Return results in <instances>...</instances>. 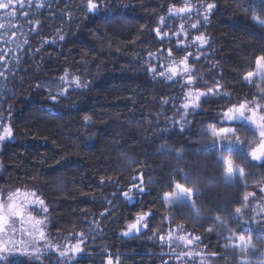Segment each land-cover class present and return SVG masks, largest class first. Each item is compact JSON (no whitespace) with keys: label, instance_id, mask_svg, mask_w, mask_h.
<instances>
[{"label":"trees","instance_id":"obj_1","mask_svg":"<svg viewBox=\"0 0 264 264\" xmlns=\"http://www.w3.org/2000/svg\"><path fill=\"white\" fill-rule=\"evenodd\" d=\"M88 2L12 0L13 15L0 31V134L6 126L13 132L0 141V193H35L44 201L41 215L34 214L45 244L36 257L14 262L253 263L252 255L230 248L227 236L255 243L264 235V202L238 196L248 191L250 174L264 179V163L249 162L243 178L228 184L216 158L221 145L198 142L221 126L228 107H264V81L245 80L264 57V26L257 22L264 20V0H93V11ZM184 6L192 11L170 12ZM170 66L178 68L171 79ZM210 88L214 94L201 97L199 107L183 109ZM223 126L245 127L258 138L246 121ZM141 176L144 192L133 190L127 200L123 192ZM185 182L200 190L194 209L164 201ZM209 197L242 215L220 226L221 212L202 208ZM142 213H151L147 227L128 232ZM77 244L81 251L71 252Z\"/></svg>","mask_w":264,"mask_h":264},{"label":"snow or ice","instance_id":"obj_2","mask_svg":"<svg viewBox=\"0 0 264 264\" xmlns=\"http://www.w3.org/2000/svg\"><path fill=\"white\" fill-rule=\"evenodd\" d=\"M11 7V0H0V9H8ZM214 7L213 4L207 5V10L210 11ZM98 5L93 2V0H89L88 2V10L93 11L97 10ZM192 9L188 6H184L181 8H173L170 9V12H175L177 15L182 13H189ZM9 15H13V13H9ZM207 17L205 16V19ZM254 19H256L254 17ZM163 20V18H162ZM261 26H264V20H258L257 21ZM4 27L2 24H0V28ZM192 28H196V24H192ZM157 35H160V29H157ZM167 35V34H165ZM62 38V37H61ZM196 41H199L201 44L205 43L203 36H196L194 38ZM169 54L171 52L169 51ZM181 64H183V72L189 71V66L187 63V58L180 61ZM257 65L264 68V57H259L257 59ZM155 71V69H153ZM168 72L170 73L169 79L176 76L178 74V68L175 66H170L168 68ZM161 75H164L163 72L160 73ZM0 75H3L0 73ZM67 76V74H65ZM253 73H248V76L251 77ZM68 82V81H66ZM70 83H75L77 87L80 86L79 78H74ZM188 83H192V78H188ZM65 91H67L65 89ZM63 94V93H61ZM214 94L213 89H208V92H200L197 91L194 95V98H189L188 103L183 104V109L186 111L189 108L195 109L200 106L201 97H205L207 95ZM222 116V122L221 126L219 128L212 127L207 130L208 134H210L211 137L215 138L216 143L213 144V147H216L217 144L221 146H227L228 151L230 152L232 150L233 146H240L243 147L245 144V141H242L240 139V136L237 134V128L232 126H223V122H236V121H246L252 128L256 130V135L258 136V140L255 143V146L251 148V150L248 152V155L251 157L253 161H264V107L261 106L260 103H254L253 105H249L247 102L240 103L238 105H233L231 107H228L226 110H223L221 113ZM85 119H88V117H85ZM13 132L11 126H6L3 129V133L0 134V141H4L10 137H12ZM161 149L164 151L168 150L167 145H162ZM177 159L182 158V152H178ZM218 159L222 160L224 164V175H225V182L230 184L234 182V179L237 175H239L240 178H243L244 175V169L236 167L234 165L233 159L231 156H220ZM187 178V175L186 177ZM136 179L135 177L133 178ZM175 189H177L176 192H167L164 193V201L168 204H175L177 202H188L191 201V198L194 194H199V188H189L185 187L183 184L176 183ZM133 190H135L136 194H142L144 192L143 187V178L142 176L139 178L138 183H133L132 187L128 189V191L123 192V196L127 200L133 199ZM31 195L35 196V193H32ZM247 199V197H245ZM9 200L12 201V197H9ZM36 203L43 206L44 201L42 199L37 198ZM190 208H195L196 205L194 202L189 203ZM43 211H47L46 208H43ZM236 214L239 215L241 213V209L237 208ZM151 213H142L137 214L135 222L130 223L128 225V232L132 231H139L140 227H147V224L144 222L145 218L150 215ZM196 215L200 216L199 210L196 211ZM21 216V211L18 208V206L15 204V202H10L8 204L0 203V232H2L5 227L7 226L9 219L12 217ZM218 219V218H217ZM35 223L39 224L41 221L36 220ZM220 226H225L223 223H221ZM128 232H125L124 234L127 235ZM41 236H43V233H40ZM171 238V237H170ZM163 239V237H161ZM180 239H183L181 237ZM198 239V238H197ZM240 240V251L244 252L246 251V245H245V238L243 236L239 237ZM188 244L192 243V240L187 241ZM232 247H235L234 245ZM2 250V248H0ZM71 252L78 253L81 251V248L79 244L75 246L70 247ZM255 251V249H252ZM67 253L62 251L61 255H66ZM108 264H113L111 260L108 261Z\"/></svg>","mask_w":264,"mask_h":264},{"label":"rangeland","instance_id":"obj_3","mask_svg":"<svg viewBox=\"0 0 264 264\" xmlns=\"http://www.w3.org/2000/svg\"><path fill=\"white\" fill-rule=\"evenodd\" d=\"M12 1V0H11ZM7 2V0H5ZM2 15H0V24L5 26V22L10 19L11 15H9L10 11L8 9H0ZM262 11H264V8H262ZM264 13V12H263ZM4 28V27H2ZM246 82L250 83L253 81H264V68L260 66H256L255 71L253 72V75L251 77H246ZM229 124V122H226ZM237 134L240 136V139L242 141H245V144L243 147L240 146H233L232 150L229 152L227 149V146H221V152L217 154L216 158L218 160V163L221 164L224 171V164L222 160L218 159L220 156H231L234 162V165L239 168H246L249 167V162H257V163H264V161H253L251 157L248 155V152L251 150L252 147L255 146V143L257 142L258 138L255 139L254 135L250 130H248L245 127H238L237 128ZM208 139H201L199 140L198 144L205 146L209 141H215V138L211 137L210 134L206 136ZM209 152V151H208ZM247 164V165H246ZM246 165V166H245ZM245 170V169H244ZM225 177V176H224ZM236 177H239L237 175ZM240 178V177H239ZM249 180L246 181V184L248 185L246 193H242L239 196L240 199L247 197L248 200L252 199L257 201L262 200L264 202V179H259V182H257L258 178L256 177V174H250ZM185 187H188L187 183L185 182ZM259 186L255 187L256 189L254 191H251V188L249 189V185H256ZM253 189V188H252ZM259 192L261 195L259 198L256 197V192ZM177 189L174 190L176 192ZM9 197H12V201L9 200ZM193 198V196H192ZM191 198V201L185 202V203H191L193 202V199ZM202 197L197 198V201L199 203H203L204 199H201ZM219 197H212L206 199L208 207H202L204 209V212L207 214L209 213V210L218 211L221 212V215L223 216V222L221 223L226 225H230L232 221L237 220L241 215L242 211L239 215L236 214L235 210L229 208L224 205L222 199H218ZM224 199V198H223ZM227 199H225L226 201ZM241 200L240 203L243 201ZM205 201V202H206ZM10 202H15V204L18 206V208L21 211V216L12 217L9 219V222L5 229L0 232V263L6 264L8 260H10L11 257H18L19 258H33L36 257L38 253V249L40 246H44L45 240L43 236L40 235V227H41V216H36L34 213L41 215L40 210L41 207L38 203H36V199L31 196L30 194L23 193V192H5L0 193V203L8 204ZM210 202V203H209ZM229 203V202H228ZM231 203V202H230ZM204 204V203H203ZM257 204V202H256ZM221 206H225L224 208H221ZM33 207V208H31ZM263 210H264V204H263ZM230 212V213H229ZM235 212V213H234ZM231 214V215H230ZM228 218V219H227ZM36 220L41 221V223L37 224L35 223ZM220 224V221H217V224ZM247 228V227H246ZM230 238V248L234 250L237 254H246L248 256H253V263H249V259L242 257L240 259V264H264V235H261L256 238L255 243H251L250 240L245 241L246 245V251L241 252L240 251V240L235 234H228L227 236ZM235 247H232V246ZM252 249H255L253 251Z\"/></svg>","mask_w":264,"mask_h":264},{"label":"flooded vegetation","instance_id":"obj_4","mask_svg":"<svg viewBox=\"0 0 264 264\" xmlns=\"http://www.w3.org/2000/svg\"><path fill=\"white\" fill-rule=\"evenodd\" d=\"M1 12V11H0ZM7 22V21H6ZM5 22V23H6ZM2 29H4V28H0V31L2 30ZM14 257H11L10 258V260H8V262L6 263V264H19V263H16V262H14ZM0 264H3V263H0Z\"/></svg>","mask_w":264,"mask_h":264}]
</instances>
